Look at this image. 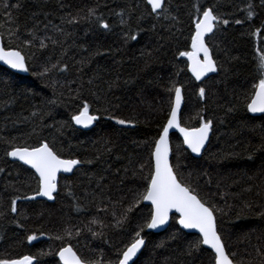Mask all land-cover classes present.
I'll return each instance as SVG.
<instances>
[{
	"label": "trees",
	"instance_id": "obj_1",
	"mask_svg": "<svg viewBox=\"0 0 264 264\" xmlns=\"http://www.w3.org/2000/svg\"><path fill=\"white\" fill-rule=\"evenodd\" d=\"M169 2L180 20L176 27L181 29L171 38L167 32L153 31L155 21L151 18L137 24L133 17L130 28L120 25L116 14L137 4L142 11L144 0H0L3 46L9 43L10 29L19 26L22 33L35 30L41 36L55 35L52 26H60L62 17L83 15L89 8H96V15L110 25L104 30L95 20L74 27L64 23L69 33L66 42L37 51L27 75L0 65V168L4 169L0 172V213L7 211L6 216H0V259L31 255L33 264H59L56 252L71 243L90 259H100L103 252L105 264L116 260L117 249L124 246L121 241L130 240L132 230L143 223L150 210L141 202L128 214L127 222L116 226V220L133 203L129 189L137 185L129 182L132 170L148 164L150 147L145 144L158 137L167 119L171 96L166 88L175 82L183 85L181 125L197 127L201 117L214 124L198 158L191 156L176 133L171 134L170 162L183 182L219 209L215 213L217 228L229 255L235 254V264H264V151L258 147L264 142V113H248L243 104L260 76L257 57L264 51V31L257 29L264 28V7L261 0H251L256 15L249 19L245 8L250 0H198L204 7L219 5L217 14L230 20L207 38L213 58L229 71L198 82L179 57L180 51L189 50L191 16L195 14L192 4L197 0ZM17 3L19 8H6ZM235 20L243 23L238 25ZM125 32L137 38L125 42ZM49 58L51 63L62 59L67 70L41 78L42 66ZM117 77L119 86L113 87L107 98L120 106L117 118L133 121L135 126L102 118L88 130L76 128L71 116L83 101L91 104L92 114H99L96 110L104 107L106 81ZM91 78L97 79L89 86ZM80 85L82 95L76 99ZM200 87L207 90L205 100L198 95ZM229 108L234 111L229 113ZM40 138H47L63 158L92 161L59 177L53 202L24 201L38 191L37 179L30 169L6 155L9 142L35 144ZM107 140L111 141L108 147L114 149L110 154L104 144ZM148 170L145 167L144 173ZM13 197L19 198L14 214L10 211ZM101 199L110 200L115 208L110 205L107 214H98ZM97 216L106 225L103 238H94L88 231L89 222ZM176 219L172 215L161 232L144 230L147 244L136 264H211V251L202 244L192 256L186 254L187 246L200 238L181 230ZM66 228L73 229L70 239ZM76 229L81 230L78 237ZM92 230L101 231V227L97 224ZM29 235L37 238L28 241Z\"/></svg>",
	"mask_w": 264,
	"mask_h": 264
},
{
	"label": "snow or ice",
	"instance_id": "obj_2",
	"mask_svg": "<svg viewBox=\"0 0 264 264\" xmlns=\"http://www.w3.org/2000/svg\"><path fill=\"white\" fill-rule=\"evenodd\" d=\"M261 6L264 7V0H261ZM8 7L19 8L20 5L19 3L16 5H6V8ZM218 7L219 5L204 7L198 0L192 4V10L195 14L191 16V25L193 27L190 32V50L180 51L179 56L187 58V69L196 81L202 82V78L208 73H219L220 71L227 73L229 71L218 65V62L213 58L212 50L206 43L207 34H215V30L220 26H227L230 23L229 19L224 18L223 13L217 14ZM140 8L141 6L137 4L130 7L127 11L122 9L118 12L116 15L120 17V25L130 28L133 17L136 18L137 24L145 18H151L155 21L152 26L153 31L160 30L167 32L169 38L181 32V29L176 27L180 23V20L178 16L173 14L169 0H144L143 10L141 11ZM254 8L255 6L250 0L245 8L249 19L256 15ZM96 12V8H89L83 15L80 13H76L75 15L69 13L67 17L61 18L62 24L60 26H52L55 35L45 34L41 36L35 30H26L22 33L19 26L14 30L10 29L8 33V45L0 46V61L11 69L27 72L29 70L28 64L35 58L37 51H47L50 45L53 48L60 47L66 42L69 33L65 30L64 23L74 27L82 21L91 22L95 20L98 21L100 28L108 30L110 25L105 22L102 16H97ZM138 12L139 15H137ZM7 19L9 24L13 23L11 13H9ZM235 23L239 25L243 21L235 20ZM157 25H159V29ZM45 31H47V26ZM261 31H264V28L257 29V32ZM58 37H65V40H60ZM136 38V35H130L129 32L124 33L125 42L129 39L135 40ZM160 39H164V37H160ZM257 59V71L260 73V76L258 82L251 86L250 92L243 101L247 112L253 114L264 113V51L258 54ZM66 70V65L62 59L57 58L56 63H51V58H49L42 66V71L39 75L41 78H45L51 76L54 72L62 74ZM96 79H89V86L93 85ZM71 83L75 84V81ZM106 83L108 84V88L105 91L104 107L96 110L99 114H92L91 104L85 99L82 107H79L76 113L71 116V121L75 125L89 128L95 122L105 118L114 121L117 125L135 126L133 121L117 118L115 113L119 111L120 106L118 104L113 105L112 101L107 98V93L111 92L113 87L119 86V78L106 81ZM82 88V85L77 87L76 99H79L82 95ZM166 90L171 96L166 123L163 124L158 137L145 144V146L150 147L148 164H141L138 169L132 170L129 182L137 185V187L129 189L132 193L133 203L116 220V226H122L127 222L128 214L142 201L150 202L151 208L143 223L138 224L136 229L132 230L130 240L127 242L121 241L124 246L117 249L116 260L109 261L108 264H136L134 257H137V254L147 244L143 235L144 230L156 229L158 226L164 225L169 220V214L173 210L178 214L176 223L179 226H182L184 229H197L201 237L200 240L187 246L185 251L188 256H192L194 252L199 251L202 244L211 249V264H235V254L229 255L227 247L223 242V237L219 234L217 228L215 213L219 209L202 199L200 194L190 184L183 182L177 175L176 167L170 162L169 129L176 128L183 137V144L186 145L187 149H190L192 153L200 154L209 141L214 121L212 119L205 120L201 117L198 127L181 126L179 112L183 99V85L173 82ZM69 93L70 95L72 94L71 88L69 89ZM198 95L201 100H205L207 96L206 88L200 87ZM232 111H234L233 108L228 109L229 113ZM105 113H108V115L105 116ZM35 115L36 113H33V116ZM33 134H35V130ZM9 143L11 147L6 155L16 158L24 164L29 165L31 169H34L38 191L35 195L26 197L29 200L35 199L38 196L52 199L54 193L58 191V172L63 170L66 173H71L77 166H82L84 163H92L91 160L83 161L76 158H63L60 151L53 144H50L47 138H40L35 144ZM110 143V140L104 142L109 154L114 150L108 147ZM258 147L259 150L264 151V142ZM99 158L97 157V159ZM145 167L149 169L147 174L144 173ZM3 171L4 169L0 168V172ZM127 172L128 169H125V175H127ZM100 195L104 196L102 189L100 190ZM18 199V197L11 199L10 211L13 214L17 212ZM100 205L97 208L98 214H107L110 205L113 209L115 208V205L110 200L101 199ZM6 215L7 211L0 213V216ZM97 224L100 225L101 231L92 230V226ZM104 227L106 225L97 216L93 217L89 222L88 231L94 238H103ZM80 232V229H76L75 235L78 237ZM65 233L70 239L73 236V229L66 228ZM36 238L34 235L27 237L28 241H33ZM56 239L63 241L64 237L57 236ZM257 251L259 252L260 249ZM56 255L59 257L60 264H105L103 252L100 254V259H90L83 254H79L71 243H66L60 247ZM92 255L95 254L93 253ZM33 259L31 255H23L18 258H2L0 259V264H33Z\"/></svg>",
	"mask_w": 264,
	"mask_h": 264
},
{
	"label": "water",
	"instance_id": "obj_3",
	"mask_svg": "<svg viewBox=\"0 0 264 264\" xmlns=\"http://www.w3.org/2000/svg\"><path fill=\"white\" fill-rule=\"evenodd\" d=\"M208 35H210V34H207L206 36H208ZM0 46H3V45H2V40H1V38H0ZM189 50H190V49H189ZM183 58H185L186 61H187V58H186V57H183ZM0 65H2V66H6L8 69H10L11 71L16 72V73H18V74H22V75H27V74H28V71H27V72H24V71H19V70L11 69L9 66L5 65L2 61H0ZM190 73H191V72H190ZM210 74L212 75V74H214V73H208V74H206V76L203 77L202 79L208 77ZM191 75H192V74H191ZM182 102H183V101H182ZM73 123H74V122H73ZM74 125H75V124H74ZM75 126L78 127V128H81V129H88V128H83V127H81V126H77V125H75ZM90 127H91V126H90ZM175 132L179 134L180 138H181L182 141H183V137L181 136V134L179 133V131H178L176 128H171V129H169V136H170L171 133H175ZM210 135H211V133H210ZM206 145H207V143H206ZM206 145H205V147L202 149V151H201L200 154L192 153L190 149H187V151L191 154V156H193V157H195V158H198V157L201 156L202 152H203L204 149L206 148ZM185 146H186V145H185ZM186 148H187V147H186ZM170 155H171V151H170ZM8 159H9L10 161H16V162H18V163H20V164L26 166L27 168H29L30 170H32V171L34 172V169H31V167H30L29 165L24 164L22 161H19L18 159H16V158H11V157H8ZM73 171H74V170H73ZM71 174H72V172H71V173H66V172H64L63 170H61V171L58 172V174H57V180H58V178H59L60 175H66V176H68V175H71ZM54 194H55V193H54ZM34 195H35V194H34ZM30 196H33V195H30ZM30 196H27V197H30ZM38 199H39V200H45V201H47V202H53V201H54V196H53L52 199H49L48 197L38 196V197H36L35 199H32V200H38ZM23 200H24V201H27V200H29V199L24 198ZM143 203H144L145 205H148V206L151 208V204H150V202H148V201H143ZM172 214H176V215L178 216V214L175 213V211L173 210V211H171L170 214H169V220H170V216H171ZM169 220H168L164 225L158 226L156 229H147V230H148V231H152V232H159V231H162L164 228H166V227L168 226V224H169ZM179 227H180L182 230H184L185 232H188V233H195V234H198V235L200 236V234H199V232H198L197 229H184V228H182V226H179ZM203 246L211 251V249L208 248V246H206V245H203ZM141 250H142V249H141ZM140 252H141V251H140ZM140 252L137 254V257H138V255L140 254ZM137 257H134V260H135ZM56 258H57V260L59 261V257H58L57 255H56ZM59 263H60V262H59Z\"/></svg>",
	"mask_w": 264,
	"mask_h": 264
},
{
	"label": "bare ground",
	"instance_id": "obj_4",
	"mask_svg": "<svg viewBox=\"0 0 264 264\" xmlns=\"http://www.w3.org/2000/svg\"><path fill=\"white\" fill-rule=\"evenodd\" d=\"M212 34H210V35H208V36H206V43H207V38L209 37V36H211ZM3 45V44H2ZM190 49V48H189ZM180 57V56H179ZM180 58H182V59H184L185 61H186V59L185 58H183V57H180ZM186 63H187V61H186ZM2 66V65H1ZM3 67H5V68H7L6 66H3ZM8 69V68H7ZM8 70H10V69H8ZM11 71V70H10ZM11 72H13V71H11ZM189 72V71H188ZM14 73H16V72H14ZM18 74V73H17ZM189 74H190V76L195 80V78L191 75V73L189 72ZM214 74H216V73H214ZM214 74H212V75H214ZM22 75V74H21ZM209 76H211V74L209 75ZM208 76V77H209ZM207 78V77H206ZM205 79V78H204ZM204 79H202V80H204ZM198 82H200V81H198ZM182 95H183V92H182ZM182 105H181V109H180V112H181V110H182V106H183V103H184V100L182 99ZM180 112H179V117H180ZM180 120V119H179ZM73 123V122H72ZM165 123H166V121H165ZM73 125H74V123H73ZM75 126V125H74ZM182 126V125H181ZM76 127V126H75ZM92 127V126H91ZM91 127H89L88 129H90ZM183 127H185V126H183ZM198 127V126H197ZM76 128H78V127H76ZM78 129H81V128H78ZM88 129H81V130H88ZM162 130V129H161ZM176 133V132H175ZM171 134H173V133H171ZM170 134V135H171ZM177 135H178V137L180 138V136H179V134L178 133H176ZM181 139V138H180ZM181 141H182V139H181ZM182 143H183V141H182ZM207 144H208V142H207ZM169 145H170V151H171V155H172V150H171V143H170V136H169ZM183 146H184V148L187 150V148H186V146L183 144ZM207 146V145H206ZM171 155H170V160H171ZM22 165V164H21ZM24 166V165H23ZM26 167V166H25ZM78 167V166H77ZM76 167V168H77ZM29 169V168H28ZM32 171V170H31ZM33 172V171H32ZM34 173V172H33ZM60 176H66V175H60ZM59 176V177H60ZM69 176V175H68ZM58 181H59V178H58ZM56 194V193H55ZM55 194H54V196H55ZM32 195H34V194H32ZM30 196V195H29ZM142 203H143V201H142ZM144 204V203H143ZM172 215H175L177 218H178V216L176 215V214H172ZM171 215V216H172ZM171 216H170V219H171ZM177 220V219H176ZM169 222H170V220H169ZM169 225V224H168ZM178 225V224H177ZM168 227V226H167ZM166 227V228H167ZM178 227H179V225H178ZM180 228V227H179ZM165 229V228H164ZM163 229V230H164ZM181 229V228H180ZM147 232H152V231H148L147 229H145ZM162 230V231H163ZM182 230V229H181ZM184 231V230H183ZM159 232H161V231H159ZM185 232V231H184ZM188 233V232H187ZM195 234V233H194ZM196 235H198V234H196ZM199 236V235H198ZM199 238L201 239V237L199 236ZM203 246V245H202ZM204 247V246H203ZM207 249V248H206ZM209 250V249H208ZM59 251V250H58ZM57 251V252H58ZM59 262V261H58ZM60 264V263H59Z\"/></svg>",
	"mask_w": 264,
	"mask_h": 264
}]
</instances>
